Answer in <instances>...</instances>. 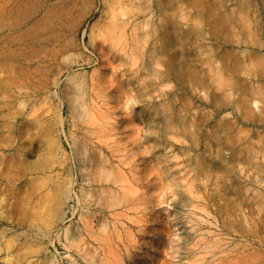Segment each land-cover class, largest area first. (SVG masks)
I'll return each mask as SVG.
<instances>
[{"label": "rangeland", "instance_id": "374dc122", "mask_svg": "<svg viewBox=\"0 0 264 264\" xmlns=\"http://www.w3.org/2000/svg\"><path fill=\"white\" fill-rule=\"evenodd\" d=\"M0 186V264H264V0H0Z\"/></svg>", "mask_w": 264, "mask_h": 264}, {"label": "bare ground", "instance_id": "6f19581e", "mask_svg": "<svg viewBox=\"0 0 264 264\" xmlns=\"http://www.w3.org/2000/svg\"><path fill=\"white\" fill-rule=\"evenodd\" d=\"M79 82H80V81H79ZM79 82H78L77 84H75V85H78V84L80 85ZM82 84H83V83H82ZM80 88H81V87H80ZM80 88H78V90H79ZM69 89H70V88H69ZM80 92H81V91H80ZM81 94H82V92H81ZM77 96H78V95H77ZM80 96H81V95H80ZM74 99H76V98H74ZM78 102H81V101H78ZM75 104H76V103H75ZM72 109H73V108H72ZM83 110H84V109H83ZM87 110H88V109H87ZM35 120H36V119H35ZM88 121H89V120H88ZM96 121H97V120H96ZM36 123H37V122H36ZM100 123H101V122H100ZM98 124H99V123H98ZM101 124H102V123H101ZM96 125H97V124H96ZM51 126H52V125H51ZM97 128H98V126H97ZM48 130H49V129H48ZM33 131H34V130H33ZM37 132H38V131H36V133H37ZM30 134H31V133H30ZM40 134H41V133H40ZM38 135H39V134H38ZM49 137H50V136H49ZM30 140H31V139H30ZM48 140H49V139H48ZM30 143H31V142H30ZM46 143H47V142H46ZM35 146H36V145H35ZM47 147H48V146H47ZM32 150H33V149H32ZM39 151H41V150H39ZM45 153H46V152H45ZM102 153H103V152H102ZM34 154H35V153H34ZM39 154H41V153H39ZM112 154H113V152H112ZM32 157H33V156H32ZM49 157H50V155H49ZM106 158H107V157H106ZM44 159H45V158H44ZM107 159H108V158H107ZM110 160H111V159H110ZM122 165H123V164H122ZM36 166H37V165H36ZM116 166H117V165H116ZM7 167H8V166H7ZM34 168H36V167H34ZM91 169H92V167H91ZM107 169H108V168H107ZM110 169H111V168H110ZM2 170H3V169H2ZM118 170H119V169H118ZM96 172H97V171H96ZM113 172H114V171H113ZM4 173H5V172H4ZM4 173H3V174H4ZM5 174H6V173H5ZM116 174H117V173H116ZM118 174H119V173H118ZM118 174H117V175H118ZM90 175H91V174H90ZM96 175H97V174H96ZM105 175L107 176V174H105ZM114 175H115V174H114ZM120 175H121V174H120ZM120 175H119V176H120ZM1 176H2V175H1ZM5 176H6V175H5ZM102 176H104V175H102ZM108 176H109V175H108ZM108 176H107V177H108ZM67 177H68V176H67ZM113 177H114V176H113ZM116 177H117V176H116ZM116 177H115V178H116ZM3 178H4V177H3ZM101 178H102V177H101ZM103 178H105V177H103ZM125 178H126V177H125ZM68 179H69V178H68ZM83 179H84V178H83ZM91 179H92V178H91ZM105 179H106V178H105ZM116 179H117V178H116ZM112 180H113V179H112ZM114 180H115V179H114ZM117 180H118V179H117ZM39 181H40V180H39ZM39 181H37V182H39ZM42 181H43V180H42ZM42 181H40V182H42ZM121 181H122V180H121ZM91 182H92V181H91ZM129 182H130V180H129ZM35 183H36V182H35ZM67 183H68V182H67ZM41 184H42V183H41ZM91 184H92V183H91ZM124 184H125V183H124ZM38 185H40V184H38ZM131 185H132V184H131ZM80 186H81V185H80ZM123 186H124V185H123ZM0 187H1V186H0ZM50 187H51V186H50ZM128 187H130V186H128ZM35 188H36V187H35ZM38 188H39V186H38ZM102 188H104V187H102ZM122 188H123V187H122ZM131 188H133V187H131ZM131 188H130V191L132 192L133 189H131ZM32 189H33V188H32ZM36 189H37V188H36ZM51 189H52V188H51ZM56 189H57V188H56ZM119 189H120V188H119ZM127 189H128V188H127ZM127 189H126V190H127ZM68 190H69V189H68ZM106 190H107V188H106ZM108 190H110V189H108ZM126 190H125V193H126ZM1 192H2V191H1ZM48 192H49V191H48ZM48 192H47V193H48ZM50 192H51V190H50ZM50 192H49V193H50ZM108 192H109V191H108ZM122 192H123V191H122ZM122 192H121V193H122ZM127 192H129V191L127 190ZM2 193H3V192H2ZM106 193H107V192H106ZM111 194H113V193H111ZM111 194H110V195H111ZM132 194H133V193H132ZM47 195H48V194H47ZM110 195H109V196H110ZM117 195H118V194H117ZM1 196H2V195H1ZM115 196H116V195H115ZM120 196L122 197L123 194L120 195ZM124 196H125V195H124ZM124 196H123V197H124ZM135 196H136V195H135ZM47 197H48V196H47ZM116 197H117V196H116ZM118 197H119V196H118ZM126 197H127V196H126ZM80 198H81V196H80ZM107 198H108V197H107ZM128 198H129V196H128ZM181 198H182V197H181ZM49 199H50V198H49ZM119 199H120V198H119ZM186 199H187V198H186ZM36 200H37V199H36ZM40 200H41V199H40ZM43 200H46V199H43ZM78 200H80V199H78ZM183 200H184V199H183ZM49 201H51V200H49ZM81 201H82V200H81ZM42 204H43V203H42ZM128 204H129V203H128ZM34 205H35V204H34ZM36 205H37V204H36ZM126 205H127V204H126ZM130 205H131V204H130ZM130 205H129V206H130ZM41 206H43V205H41ZM41 206H40V208H41ZM55 206H56V205H55ZM130 207H131V206H130ZM102 208H103V207H102ZM109 208H110V207H109ZM127 208H128V206H127ZM132 208H134V207H132ZM220 208H221V207H220ZM34 209H35V208H34ZM121 209H122V208H121ZM49 210H50V209H49ZM123 212H124V210H123ZM32 213H33V212H32ZM49 213H50V212H49ZM62 213H63V212H62ZM64 213H65V212H64ZM44 214H45V213H44ZM45 215H46V214H45ZM117 216H118V215H117ZM123 216H124V215H123ZM121 217H122V216H121ZM38 218H39V217H38ZM115 218H116V217H115ZM29 219H30V218H29ZM118 219H120V218H118ZM118 219H117V220H118ZM31 221H32V220H31ZM35 221H36V220H35ZM42 221H43V220H42ZM48 221H49V220H48ZM120 221H122V220L120 219ZM106 223H107V222H106ZM106 223H105V224H106ZM111 223H112V222H111ZM90 225H91V224H90ZM102 226H103V225H102ZM99 227H100V226H99ZM45 228H46V227H45ZM104 228H105V227H104ZM114 228H115V227H114ZM117 228H118V227H117ZM117 228H116V229H117ZM38 229H39V228H38ZM46 229H47V228H46ZM101 229H102V228H101ZM108 229H109V228H108ZM118 229H119V228H118ZM41 230H42V229H41ZM114 230H115V229H114ZM114 230H113V232H114ZM42 231H43V230H42ZM103 231H104V233H105V230H104V229H103ZM212 231H213V230H212ZM101 232H102V231H101ZM109 232H110V230H109ZM213 232H214V231H213ZM48 233H49V232H48ZM78 233H79V232H78ZM78 233H77V234H78ZM118 233H119V232H118ZM118 233H117V234H118ZM81 235H82V234H81ZM81 235H80V236H81ZM97 235H98V234H97ZM100 235H102V234H100ZM100 235H99V237H100ZM82 236H83V235H82ZM82 236H81V237H82ZM102 236H104V235H102ZM117 236L120 237V235H117ZM185 236H186V235H185ZM83 237H84V236H83ZM83 237H82V238H83ZM94 237H95V236H94ZM94 237H93V238H94ZM109 237H110V235H109ZM206 237H207V236H206ZM95 238H98V237H95ZM215 238H216V237H215ZM101 239H102V238H101ZM200 239H201V238H200ZM213 239H214V238H213ZM202 240H203V239H202ZM214 240H215V239H214ZM217 240H218V239H217ZM113 241H114V240H113ZM219 242H220V240H219ZM221 242H222V241H221ZM221 242H220V243H221ZM111 243H112V242H111ZM113 243H114V242H113ZM116 243H117V242H115V244H116ZM73 244H74V243H73ZM73 244H71V245H73ZM115 244H114V245H115ZM162 244H163V243H162ZM197 244H199V243H197ZM200 244H201V243H200ZM69 245H70V244H69ZM75 245H78V244H75ZM105 245H106V244H105ZM163 245H164V244H163ZM216 245H217V244H216ZM73 246H74V245H73ZM115 246H116V245H115ZM191 246L193 247V245H191ZM213 246H214V243H213V242H210V241H207V239H206V240L203 242V244H201V245L199 246V247H200L199 250L202 251V252L200 251L201 253H203V252H206V253H207V251H208L211 247H213ZM219 246H220V244H219ZM110 247H111V246H109V247L107 248V250H108ZM162 247H163V246H162ZM75 248H76V247H75ZM114 248H115V247H114ZM186 248H187V247H186ZM215 248H217V247H215ZM112 249H113V247H112ZM189 249H190V248H189ZM194 249H195V248H194ZM34 250H35V249H34ZM109 250H110V249H109ZM109 250H108V251H109ZM214 250H215V249H214ZM221 250H223V248H222ZM110 251L113 252V250H110ZM110 251H109L108 253H111ZM114 251H115V250H114ZM193 251H194V250H193ZM105 252H107V251H105ZM172 252H173V250H172ZM174 252H175V251H174ZM177 252H178V251H177ZM200 252H199V255H200ZM225 252H226V251H225ZM108 253H107V254H108ZM195 253H196V252H195ZM197 253H198V252H197ZM206 253H205V254H206ZM173 254H174V253H173ZM205 254H204V255H205ZM212 254H213V252H212ZM214 254H215V252H214ZM24 255H25V254H24ZM195 255H196V254H195ZM202 255H203V254H202ZM209 255H210V254H209ZM7 256H8V255H7ZM104 256L107 257L106 254H105ZM207 256H208V255H207ZM17 257H18V256H17ZM19 257H20V256H19ZM173 257H174V256H173ZM211 257H212V256H211ZM211 257H210V258H211ZM218 257H219V256H218ZM103 258H104V257H103ZM156 258H158V257H156ZM199 258H200V257H199ZM204 258H205V257H204ZM214 258H216V257H214ZM201 259H203V258H201ZM201 259H200V260H201ZM208 259H209V257H208ZM15 260H16V259H15ZM20 260H21V259H20ZM26 260H27V259H26ZM197 260H199V259H197ZM205 260H206V258H205ZM205 260H204V262H205ZM216 260H217V259H216ZM218 260H220V259H218ZM218 260H217V261H218ZM193 261H194V259H193ZM212 261H213V260H212ZM214 261H215V260H214ZM214 261H213V263H214ZM215 262H216V261H215ZM219 262H221V261H219ZM181 263H182V262H181ZM181 263H180V264H181ZM196 263H197V262H196ZM200 263H201V262H200ZM206 263H207V262H206ZM206 263H205V264H206ZM208 263H209V262H208ZM191 264H192V263H191ZM193 264H194V263H193ZM202 264H203V263H202ZM215 264H216V263H215Z\"/></svg>", "mask_w": 264, "mask_h": 264}]
</instances>
